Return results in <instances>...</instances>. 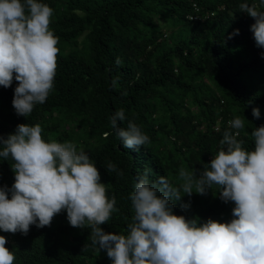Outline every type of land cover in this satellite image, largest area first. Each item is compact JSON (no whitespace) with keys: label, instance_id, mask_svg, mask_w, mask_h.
Masks as SVG:
<instances>
[{"label":"trees","instance_id":"obj_1","mask_svg":"<svg viewBox=\"0 0 264 264\" xmlns=\"http://www.w3.org/2000/svg\"><path fill=\"white\" fill-rule=\"evenodd\" d=\"M40 2L54 9L50 28L59 37L54 91L25 118L12 106L18 82L0 86V136L14 134L19 124H40L45 141L82 148L101 183L109 185V198L117 200L119 211L101 225L106 233L127 234L134 215L128 197L138 175L151 169V182L167 177L178 184L181 167L199 173L220 149L229 120L246 119L240 139L254 149L251 132L264 125V48L256 46L250 31L255 20L239 5L256 4L264 11L261 0ZM253 108H259L258 119ZM120 109L126 119L117 126L135 122L149 144L124 147L111 123ZM108 163L124 175L107 172ZM12 164L0 158V187L15 182ZM218 191L185 195L171 202L173 212L201 222H230L234 203L222 202ZM189 202V209L181 208ZM90 231L70 226L62 211L50 226H30L26 236L3 231L0 236L15 254L14 264H112L105 251L91 246Z\"/></svg>","mask_w":264,"mask_h":264},{"label":"clouds","instance_id":"obj_2","mask_svg":"<svg viewBox=\"0 0 264 264\" xmlns=\"http://www.w3.org/2000/svg\"><path fill=\"white\" fill-rule=\"evenodd\" d=\"M239 7L255 20L250 31L256 46L264 48V11L247 2ZM53 15L54 9L40 0H0V86L7 89L18 82L12 100L17 116H30L54 91L60 48L50 28ZM116 64H121L119 58ZM252 115L258 119L259 108ZM125 119L123 109L111 118L125 148L151 142L131 120L126 128L117 126ZM245 121L239 116L229 120L210 164L199 173L181 167L178 184L167 177L151 182V169L138 175L128 197L134 215L127 234L101 228L119 209L89 155L71 141H45L40 124H19L14 134L0 136V158L13 161L15 175L11 188L0 187V231L26 236L30 226H50L66 211L70 226L90 228L91 246L105 251L112 264H264V125L251 132L254 149L248 150L240 139ZM107 172L124 175L112 163ZM213 187L222 202L234 203L230 222L174 214L171 202L193 193L206 195ZM190 206L181 204L184 210ZM7 243L0 236V264L16 260Z\"/></svg>","mask_w":264,"mask_h":264},{"label":"built area","instance_id":"obj_3","mask_svg":"<svg viewBox=\"0 0 264 264\" xmlns=\"http://www.w3.org/2000/svg\"><path fill=\"white\" fill-rule=\"evenodd\" d=\"M215 130H216V131H218V129H217V128H216Z\"/></svg>","mask_w":264,"mask_h":264}]
</instances>
